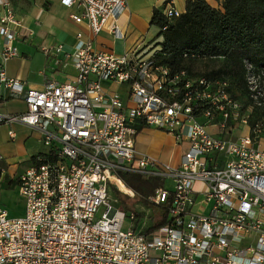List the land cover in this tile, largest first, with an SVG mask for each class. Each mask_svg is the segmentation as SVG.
Returning a JSON list of instances; mask_svg holds the SVG:
<instances>
[{
	"label": "built area",
	"instance_id": "built-area-1",
	"mask_svg": "<svg viewBox=\"0 0 264 264\" xmlns=\"http://www.w3.org/2000/svg\"><path fill=\"white\" fill-rule=\"evenodd\" d=\"M61 2L93 38L77 32L70 53L59 44L44 47L47 56L63 53L77 75L28 89L19 115L0 113V123L31 127L47 147L17 179L0 151V192L3 183L16 182L25 200L21 217L0 207V264H264V119L255 116L264 105V67L245 60L242 101L225 79L159 63L160 29L152 42L122 53L100 49L95 37L103 32L126 39L120 25L126 0ZM164 7L169 20L183 14ZM25 27L12 0H0V86L14 94L25 84L9 77L6 65L20 56L16 40ZM147 128L185 146L178 162L136 148ZM8 134L14 141L16 132ZM127 173L161 181L150 204L167 211L164 225L148 233L153 223L123 230L127 217L132 224L138 217L109 191L113 178Z\"/></svg>",
	"mask_w": 264,
	"mask_h": 264
},
{
	"label": "trees",
	"instance_id": "trees-1",
	"mask_svg": "<svg viewBox=\"0 0 264 264\" xmlns=\"http://www.w3.org/2000/svg\"><path fill=\"white\" fill-rule=\"evenodd\" d=\"M151 24L161 30L164 40L158 62L174 70H188L194 75L219 77L229 82L234 97L245 101L247 80L245 60L257 68L264 67V0H224L221 8H215L207 0H187L186 11L169 20L162 9L155 8ZM167 26L166 30L162 28ZM195 53V59L183 54ZM221 60L218 68L201 73L192 71L190 64L197 60ZM257 118L264 119V105L257 110ZM33 156L31 159H34ZM121 180L141 194L140 201L151 206L145 198L152 196L159 188L158 178H145L138 174H122ZM118 195L119 192L116 191ZM162 219L146 229L150 232L167 221V211L154 206ZM125 209H130L125 207ZM138 220L142 214L137 213Z\"/></svg>",
	"mask_w": 264,
	"mask_h": 264
},
{
	"label": "crops",
	"instance_id": "crops-1",
	"mask_svg": "<svg viewBox=\"0 0 264 264\" xmlns=\"http://www.w3.org/2000/svg\"><path fill=\"white\" fill-rule=\"evenodd\" d=\"M15 1L16 0H12L13 7L18 15L24 17L25 26L27 27L22 31L24 36L16 40L20 56L11 59L7 63L6 71L9 77L22 80V83L25 84V91L22 94H14L0 86V113L7 114L9 113L5 110L6 104L11 99L20 97V101L25 104L24 97L28 89H44L48 81L55 80L63 83L68 79L75 78L77 75L78 72L75 67H73L72 61H67L63 53L57 54L54 52V54L47 56L44 54V47L51 48L59 44L63 46L64 52L70 53L73 51L77 32L82 31L87 38H93L90 29L85 23H76L71 18V15L77 13V11L65 7L61 0H26L34 5L46 6V8L43 9V16H40L38 19L25 13L23 11L25 9L24 5L22 7L23 10L16 9L14 4ZM223 1L224 0H207V3L215 8H221ZM186 2L187 0H126L127 9L120 19V25L126 33V39L124 41L114 40L111 35L103 32L95 37L96 44L100 49L113 50L119 54L124 50L126 51V49L134 48L138 44L145 45L152 42L158 37L157 35H159V28L151 24L153 10L155 8L163 9L166 4L170 3L184 13L186 11ZM42 25H45L46 31L41 28L43 27ZM69 30L72 31V33L66 34ZM57 59H59V62H57ZM25 126L29 127L27 125ZM29 128L32 129L31 127ZM146 131H150L152 136L164 135L170 138H173V136L154 128L143 129L137 135L136 148L140 152L157 157V155L152 153L153 147L151 144L142 136L143 132ZM36 134L39 140V134ZM17 136L16 133V138ZM262 146L264 145L262 144ZM184 147V145H178L176 143V145L171 147L172 150L170 154L165 156L162 160L172 163L178 162ZM46 150L47 149L28 154L26 157V161H28L27 165L30 163L31 157L38 153L45 152ZM158 158L159 157H157V159ZM7 161L11 164L9 168L10 174H15L20 167L18 166V162H21V160L11 161L7 158ZM12 184L13 183H9V181L5 182V186L7 187H10Z\"/></svg>",
	"mask_w": 264,
	"mask_h": 264
},
{
	"label": "rangeland",
	"instance_id": "rangeland-1",
	"mask_svg": "<svg viewBox=\"0 0 264 264\" xmlns=\"http://www.w3.org/2000/svg\"><path fill=\"white\" fill-rule=\"evenodd\" d=\"M14 4L16 9L18 10H23L22 7L24 5L25 9L23 11L36 19L40 18V16H43V9L46 8V6H41L38 4L34 5L33 3H29L26 0H16ZM42 26L43 27L41 28L46 31L45 25ZM70 33H72V31L70 30L66 32V34ZM221 63L222 61L219 59H216L214 61L197 60L196 62H192L190 66L193 72L201 73L206 71L207 69L210 70L213 68H218ZM20 99V97L11 99L6 104L5 110L12 115H19L23 113L25 111V104L20 101ZM16 123H0V151L11 161L21 160V162H18V166L20 167L16 171L15 179H17V175L27 165L28 161H26V157L28 154L37 153L40 150L47 149V147L41 141L38 140L36 131H33L29 127H26L23 123ZM9 130H13L18 135L14 141H12L8 135ZM209 130L213 133L215 132L213 129ZM142 136H144L145 139L153 147L152 153L157 155V157L161 158V160L164 159L165 156L169 155L172 150L171 147L176 145V141H174L175 139L166 137L164 135L152 136V133L150 131L143 132ZM174 185L175 184L171 179L167 180L166 186L169 188L170 191H172ZM128 188L130 189V187ZM130 190L133 191V196L132 194H128L120 190L119 187L116 186L115 183H113L111 184L109 197L113 202L116 200V205H118L119 208H122L126 212H135L136 215L137 213L142 214V217L133 224L131 218L127 217L123 226V230H127L128 228H130L131 225H134L135 227H137V231H141L144 226L151 225L152 223H155V221L159 220L160 214L159 211L156 210L152 204L151 206H147L146 204L140 201V198L142 197L141 194H137L132 188ZM116 191L119 192L118 195L116 194ZM150 197L152 196L145 198L148 203L150 202ZM0 207L7 210L10 217H21L25 214V200L19 194L16 182H14L10 187L5 186V183L2 185V191L0 194ZM125 207H128L130 209L127 210L125 209ZM104 211L105 208L103 205L99 208L98 213L96 215V219L100 218Z\"/></svg>",
	"mask_w": 264,
	"mask_h": 264
},
{
	"label": "bare ground",
	"instance_id": "bare-ground-1",
	"mask_svg": "<svg viewBox=\"0 0 264 264\" xmlns=\"http://www.w3.org/2000/svg\"><path fill=\"white\" fill-rule=\"evenodd\" d=\"M113 181H114V183L116 184V186H118L119 187V189L120 190H122V191H124V192H126V193H128V194H133V191L132 190H130L123 182H122V180H120V179H115V178H113Z\"/></svg>",
	"mask_w": 264,
	"mask_h": 264
}]
</instances>
